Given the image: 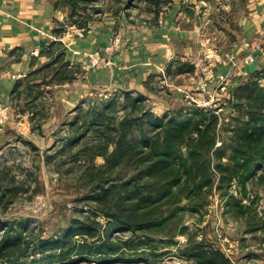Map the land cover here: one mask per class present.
Listing matches in <instances>:
<instances>
[{
	"label": "rangeland",
	"instance_id": "obj_1",
	"mask_svg": "<svg viewBox=\"0 0 264 264\" xmlns=\"http://www.w3.org/2000/svg\"><path fill=\"white\" fill-rule=\"evenodd\" d=\"M261 1L160 0L153 4L148 0H54L58 16L61 17L54 28L60 31L53 41L57 44L44 51L47 56L40 67L19 80V87L11 94L9 121L12 122L0 135V172L8 180L15 177L19 186L15 193L9 195L12 198L10 202L5 206L0 205V220L19 222V230L33 243L39 237L59 238L73 220L92 216L94 205L86 198L91 188L79 179L82 172L80 163H83L84 156H80L81 161H73L69 155V152L74 153L82 146V141L73 145L72 149L58 153L60 148L67 145L65 140L79 112L86 113L102 102L117 100L116 112L121 117L125 113L149 112L153 118L166 120L170 116L184 118L190 111L193 112L197 107L194 97L208 99L207 93L198 96L199 92H204L200 86L199 91L195 87L197 80L203 76L202 71L189 59L182 60L180 57L173 59L164 73L150 75L141 91L90 84L86 87L82 65L68 66L64 57L60 56L66 49L61 40L66 36L65 32L69 30L85 34L93 28H104L110 22L114 23L115 29L123 25L125 28H151L176 9L185 19L190 18L189 22L199 29L201 43L219 46L226 42L229 45L243 34V24L251 16L256 18L259 15L258 3ZM71 73H74L75 79L69 81ZM250 74L239 77L237 82H242L248 88L255 82L264 85V81L254 79L257 75ZM78 80L81 85H77ZM238 83L215 96L216 105L207 109L218 117L216 147H223L219 153L225 154L218 159L214 153L211 156L212 167L219 162H228L226 155L231 150L229 138L232 131L247 119L246 98L242 97L247 96L248 90L234 91ZM74 91L79 93L80 100L71 108L67 99ZM125 93L130 95L124 96ZM134 98L140 100L135 111L132 110ZM140 128L137 127V135L141 132ZM143 129L153 134L160 127L146 122ZM185 150L181 148L184 155ZM48 155L52 156L49 162ZM104 162L101 156L95 158L97 165ZM214 179L216 185L202 212H190L187 200L181 201L180 206L184 210L179 212L180 217L167 229L173 232V237H167L165 233H150L148 236L154 239L151 248L129 249L123 245L122 251L112 256L113 261L103 260L105 255L95 254L90 259L77 255L73 264H264V182L258 179L248 181L247 195L243 197L241 187L234 181L230 190L233 199L229 202V198H223L216 189L219 182L217 173ZM6 183L4 188L14 185L10 181ZM236 204L242 206L241 209L238 210ZM97 220L103 230L107 220L101 216ZM142 234L116 232L113 239L124 243L131 238L137 237L138 240ZM76 238L78 243L83 242V237ZM159 239L168 242L155 241ZM197 243L204 247L203 251L220 250L228 261L222 262L214 256L208 259L197 257ZM58 252L49 253L54 257ZM43 256L39 252L31 253L21 262L32 264L36 260L35 263L43 264L46 261L42 260Z\"/></svg>",
	"mask_w": 264,
	"mask_h": 264
},
{
	"label": "trees",
	"instance_id": "obj_2",
	"mask_svg": "<svg viewBox=\"0 0 264 264\" xmlns=\"http://www.w3.org/2000/svg\"><path fill=\"white\" fill-rule=\"evenodd\" d=\"M148 1L156 4L160 0ZM54 33L59 35L60 31L54 30ZM55 44L56 41L51 43L49 49ZM60 56L64 57L66 65L71 66L65 51ZM73 74H70L69 81L75 79ZM253 74L257 75L254 77L257 81H264V69L250 76ZM19 84L20 81L12 93ZM240 89L248 90L247 96L242 97L246 98L247 119L232 131L229 138L231 150L226 155L228 162H219L215 167H212L211 156L216 153L221 159L225 154L219 153L223 147H216L218 117L211 110L196 107L184 118L170 116L166 120L153 118L149 112L125 113L121 117L116 112L117 100H107L86 113L79 112L65 140L67 145L58 153L62 154L82 141V146L69 155L73 161H81L80 156H84L79 179L91 188L86 198L94 205L92 216L73 220L59 238L39 237L33 243L23 236L17 226L19 222L0 220V264H22L24 258L36 252L44 255L42 260L46 261L43 264H73L77 255L90 259L95 254L105 255V261H113L112 256L119 254L123 245L129 249L151 248L154 239L148 234L174 236L167 229L184 210L180 206L182 200H187L190 212H202L216 185L215 173L219 175L216 189L223 198H229V202L233 199L230 190L234 181L241 187V195L246 197L248 181L258 179L264 182V85L255 82L248 88L241 82L234 91ZM139 102L134 98L132 110H137ZM146 122L156 124L160 129L150 134L143 129ZM139 126L141 132L137 135ZM183 147L185 155L181 151ZM98 156L104 158L103 164L95 163ZM50 159L52 156L48 155L47 162ZM9 181L13 187L4 188ZM16 183L15 177L8 180L0 172V205L10 202L9 195L19 189ZM241 207L239 205L238 210ZM99 216L107 220L103 230L97 220ZM116 232H140L143 236L123 243L113 239ZM76 237H83V242L78 243ZM155 241L168 242L165 239ZM195 248L197 257L208 259L214 256L222 262L228 261L218 249L203 251L200 243ZM53 251H59L57 256L49 253ZM35 261L32 264H37Z\"/></svg>",
	"mask_w": 264,
	"mask_h": 264
},
{
	"label": "crops",
	"instance_id": "obj_3",
	"mask_svg": "<svg viewBox=\"0 0 264 264\" xmlns=\"http://www.w3.org/2000/svg\"><path fill=\"white\" fill-rule=\"evenodd\" d=\"M258 4L259 15L251 16L243 24V34L229 45L226 42L219 46L201 43L199 29L176 9L151 28H125L123 25L115 29L110 22L104 28H93L85 34L68 30L61 40L66 47V60L85 69L83 82L86 87L90 84L141 91L150 75L164 73L168 64L180 57L189 59L202 71L203 76L195 86L197 90L199 83L205 82L209 93L219 96L221 91L234 86L239 77L260 69L257 64L235 66L231 60L233 56L240 62L259 40L264 42L261 39L264 36V0ZM58 13L54 0H0V102L11 106L15 84L45 61L44 51L56 40L53 30L61 21ZM35 50L39 51L38 55L34 54ZM220 74L228 76L224 90L219 86L217 76ZM76 82L81 85L79 80ZM77 93L74 91L68 96L71 108L80 100ZM204 94L199 92L198 96ZM11 122L8 120L0 128V135Z\"/></svg>",
	"mask_w": 264,
	"mask_h": 264
},
{
	"label": "built area",
	"instance_id": "obj_4",
	"mask_svg": "<svg viewBox=\"0 0 264 264\" xmlns=\"http://www.w3.org/2000/svg\"><path fill=\"white\" fill-rule=\"evenodd\" d=\"M264 36H261V39ZM35 55L39 54L38 50L34 51ZM96 58H98V53H96ZM231 60H233V64L236 66L239 63H242L244 65H259L260 69L262 70L264 69V42H262V40H259L253 47L252 50L245 55L239 62V60H237L236 58H234L232 56ZM219 82H220V87L222 90H224L226 88V85L228 83V76L225 74H220L219 76H217ZM2 80V73L0 72V83ZM200 89L202 90V92L204 93H208V99L206 98H195L194 97V102L196 103L195 105L199 108H204V109H208V107H210L211 105H216L214 100H215V92L213 93H209V91L207 90L206 84L205 82H200L199 83ZM11 106L8 104H5L3 102H0V128L3 127V125L11 119Z\"/></svg>",
	"mask_w": 264,
	"mask_h": 264
}]
</instances>
